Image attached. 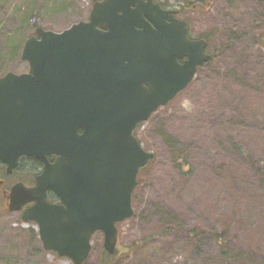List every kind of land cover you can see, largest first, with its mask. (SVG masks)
Here are the masks:
<instances>
[{"label":"water","instance_id":"1","mask_svg":"<svg viewBox=\"0 0 264 264\" xmlns=\"http://www.w3.org/2000/svg\"><path fill=\"white\" fill-rule=\"evenodd\" d=\"M176 13L154 0L96 1L62 32L37 27L21 51L29 70L0 75V162L9 172L22 156L43 163L34 187L12 188L9 210L33 203L23 220L75 264L96 232L115 252L117 223L134 214L140 169L154 156L134 131L212 58Z\"/></svg>","mask_w":264,"mask_h":264},{"label":"rangeland","instance_id":"2","mask_svg":"<svg viewBox=\"0 0 264 264\" xmlns=\"http://www.w3.org/2000/svg\"><path fill=\"white\" fill-rule=\"evenodd\" d=\"M94 1L38 0L30 23L62 32L87 20ZM184 1L168 0L175 9ZM33 3L0 5L2 52L20 25L15 13ZM180 15L193 37L217 33L214 58L135 130L154 155L138 176L135 214L118 224L114 254L107 257L97 232L82 264H264V0H212ZM4 69L23 73L29 65L20 56ZM0 264L75 263L46 250L38 225L0 200Z\"/></svg>","mask_w":264,"mask_h":264},{"label":"trees","instance_id":"3","mask_svg":"<svg viewBox=\"0 0 264 264\" xmlns=\"http://www.w3.org/2000/svg\"><path fill=\"white\" fill-rule=\"evenodd\" d=\"M3 1L4 0H0V5H2ZM35 1H37V2H35ZM156 1L159 2L161 4V6H163L164 8L169 7L168 0H165V1L156 0ZM195 1H197V2H195ZM195 1L194 0L184 1L183 5L180 7L182 9L181 11H184V9L186 11L207 9V8H209V5L211 4L212 0H195ZM33 2H35V3H33ZM32 3L33 4L31 5V7H29L27 10H25V11L19 10L15 13V14L21 13L20 17H17L18 20H20L21 22H19L20 25L14 31V36H10V34L7 33V37H8V40L10 41V43H8L6 46H4L6 49L5 52H2L0 50V69L1 70L3 67H6L8 64H10L14 59L20 58L21 50L23 49V46L25 44L26 39L29 37V34L31 33L30 31L35 30L37 25H38L37 23L36 24L30 23L31 18L36 11V5L38 4V0H32ZM186 20L189 22L188 19H186ZM215 34L217 35L216 32H213L209 36L202 35L199 38L206 39L210 44V43H212V36ZM260 43L264 46V32L260 36ZM210 46H211V44H210ZM213 58H214V56H213ZM213 58H212V60H213ZM211 61H209L208 63H210ZM5 72H6V69H4L2 71V74H4ZM0 74H1V72H0ZM152 159L148 162V164L144 168L141 169V171H145L148 168V165H149V163H151ZM36 167L37 168L40 167L39 163L37 164ZM52 197L57 198V196L54 194H52ZM133 199H134V195H133ZM221 245L224 249V252H227L226 244L221 243ZM133 247L134 246H130L124 250H132ZM104 253L107 255V257H110V255H111L106 250H104Z\"/></svg>","mask_w":264,"mask_h":264},{"label":"flooded vegetation","instance_id":"4","mask_svg":"<svg viewBox=\"0 0 264 264\" xmlns=\"http://www.w3.org/2000/svg\"><path fill=\"white\" fill-rule=\"evenodd\" d=\"M162 8L175 10L177 12L176 16L182 18L180 15L181 8L175 9L171 6L165 8L162 6ZM181 62L183 61L181 60ZM49 159L50 161H54L55 156H49ZM38 163L40 167L37 168L36 166ZM42 170L43 163L28 156L20 157L18 165L11 172L7 170V166L4 163L0 162V200L4 204V210L9 211L12 188L19 183H22L28 188L34 187L36 184V176L39 175ZM48 197L51 202H60L59 199L52 197V193H50ZM32 204L33 203H27L22 207L21 211H16L19 213L21 219L23 217V212L32 206Z\"/></svg>","mask_w":264,"mask_h":264}]
</instances>
